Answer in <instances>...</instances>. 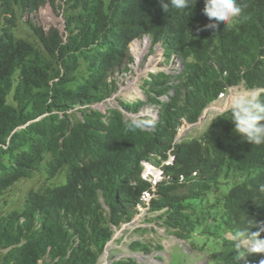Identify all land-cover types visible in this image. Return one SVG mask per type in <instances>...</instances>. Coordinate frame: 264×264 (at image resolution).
<instances>
[{"label": "trees", "instance_id": "1", "mask_svg": "<svg viewBox=\"0 0 264 264\" xmlns=\"http://www.w3.org/2000/svg\"><path fill=\"white\" fill-rule=\"evenodd\" d=\"M73 1L68 0L64 12L70 31L64 43L57 30L45 34L33 24L25 37H18V12L23 15L33 8L25 0H0V196L17 183L32 180L47 170L51 176L59 174L64 164L72 165L82 155L91 161L87 168H69L67 184L61 189L43 194L31 190L22 211L0 214V264H95L111 236L109 223L118 224L124 217L130 219V209L146 189L144 184H130L132 180L140 181L134 151L136 143L146 137L144 133H125L115 121L105 128L106 134H85L73 128L68 135L70 120L54 114L69 106L66 93L60 90L67 84L74 83L79 88L82 102L92 95L85 83V70L77 65L80 59L88 58L82 50L85 42L97 35L84 22L101 13L104 4L82 0L72 5ZM123 2L130 8L129 13L141 20H147L156 4L155 0ZM162 20L152 30L154 37H164L167 45L182 53L195 48L203 32L199 21L171 26ZM78 27L80 34L75 33ZM240 28L241 34L227 51L221 68L207 75L208 83L222 86L244 78L249 88H264V0L248 3ZM118 59L117 51L107 65ZM101 68L102 65H93L87 71ZM26 95L34 96L36 101L18 104ZM47 113L41 125L43 134H47L43 147H35L19 136L8 143L16 126ZM223 118L219 121L222 138L211 131L204 143L194 141L179 148L178 163L171 169L175 180L161 186V197L154 201L156 210L171 206L190 221L189 214H181L183 207L197 209L196 205L206 201L207 187L214 184L224 197L228 195L229 200L245 205L254 221L263 218L264 203L259 200L258 187L264 180V147L251 146L234 133L230 112ZM195 120L196 117L190 119ZM176 123L177 120L168 133L157 139L152 150L166 148L167 142L174 139ZM31 134L34 136V131ZM46 158L49 161L42 168ZM196 171L198 177L190 179ZM180 175L186 176L185 185L178 183ZM183 188L187 192L181 194L179 189ZM101 192L109 208L110 222L99 201ZM229 212L236 214L238 207ZM242 222L248 221L242 217L236 221ZM75 239L80 241L76 247Z\"/></svg>", "mask_w": 264, "mask_h": 264}, {"label": "clouds", "instance_id": "2", "mask_svg": "<svg viewBox=\"0 0 264 264\" xmlns=\"http://www.w3.org/2000/svg\"><path fill=\"white\" fill-rule=\"evenodd\" d=\"M34 1L25 0L33 9L23 15L18 12L16 28L18 21L29 27L32 23L22 19L30 17L42 6L63 10L65 19L68 0ZM78 1L82 0H74L72 5ZM96 1L104 4L103 11L84 23L97 35L85 42L82 50L88 58L80 59L77 65L85 70V83L92 95L84 102L80 101L79 88L69 83L60 89L66 93L69 106L57 109L54 114L70 120L68 135L73 128L85 134H106L105 128L115 121L122 125L125 133H144L146 137L136 143L134 151L137 167H140V181L132 180L130 184L133 187L144 184L146 189L130 209V219L124 217L118 224L109 223L111 236L95 264H264V216L254 221L245 205L229 200L228 195L224 197L218 186L207 187L206 201L196 205L197 209L183 207L181 214H189L190 221L184 220L171 206L156 210L154 205L161 197V186L175 180L171 169L178 163L179 148L194 141L204 143L211 131L222 138L219 121L227 113L230 112L229 121L234 125L235 134L251 146L264 147V88H249L244 78L222 86H212L207 80L211 71L221 68L227 51L239 38L240 22L248 3L262 0H155L147 20L133 17L123 0ZM161 18L171 26L199 21V29L203 32L195 48L182 53L167 45L164 37H154L152 30L159 27ZM53 30L59 32L64 43L68 41L70 31L66 19L63 31ZM81 31L78 27L75 33ZM131 47L134 48L132 55ZM105 50L107 53L102 54ZM117 51L119 59L107 65ZM93 65H102V68L87 71ZM145 70L148 73L140 79ZM118 74L133 78L127 91H121ZM227 75L228 72L224 74ZM35 101L34 96L26 95L18 104ZM48 115L34 116L16 126L8 143L19 136L35 147H43L47 134H43L41 125ZM194 117L196 120L190 121ZM204 118L209 119V126L202 135L188 138L190 131L180 130L186 122L195 125ZM176 120L174 139L167 142L164 150H152L157 139L168 133ZM91 125L99 128L92 129ZM44 161L42 168L49 159ZM89 166L88 156L77 157L72 165L64 164L59 174L56 172L51 176L49 170L38 174L32 180L41 179L43 186L31 190L39 194L59 190L67 184L69 168ZM198 175L197 171L193 172L190 179L195 180ZM60 179L62 182L58 183ZM178 183L185 185L186 176L180 175ZM258 189L259 200L264 203V180ZM179 192L184 194L187 188L179 189ZM99 201L106 211L107 222H110L111 215L102 192ZM234 206L238 207L236 214L229 212ZM151 214L155 216L149 217ZM241 217L248 222L236 223ZM79 243L75 239L74 246ZM122 244L126 245L120 249ZM112 245L119 250V258L113 256Z\"/></svg>", "mask_w": 264, "mask_h": 264}, {"label": "rangeland", "instance_id": "3", "mask_svg": "<svg viewBox=\"0 0 264 264\" xmlns=\"http://www.w3.org/2000/svg\"><path fill=\"white\" fill-rule=\"evenodd\" d=\"M22 20L29 21L32 24H34L36 27H40L45 33H48L53 29H58L59 31L60 30L63 31L64 24H65L63 10H59V11L55 10L53 6H52V9L42 6L39 8V10L31 14L30 17H27V18L24 17ZM17 24H18V27L16 28V35L18 37H21V36L25 37L26 34L31 31L30 27H26V25H24L23 23H20V21H18ZM133 52H134V48L131 47L130 54L132 55ZM147 73H148L147 70H145V74L142 75L140 79H142ZM118 76L121 82V91L122 90L127 91L129 88V81H132L133 78H131V76L125 77V75L123 74H118ZM235 91H239V89H236ZM208 126H209V119L204 118L195 125H191L186 122L184 126L181 127L180 130L188 129L190 131V136L188 138H191L194 136L202 135L206 131ZM61 182H62V179L58 181V183H61ZM42 186H43L42 180L37 179V178L32 181L24 180L20 183H17L11 189L6 191L4 195L0 196V214L4 215L7 212H10L11 210L22 209L29 191L31 189H38ZM148 216L153 218L155 215L151 214ZM116 240L118 241V237H116ZM129 240L130 239H127L126 241H129ZM126 244H122L120 249H122ZM111 252L113 253V256L117 258L121 256L119 250L118 249L115 250L113 248V245L111 247Z\"/></svg>", "mask_w": 264, "mask_h": 264}, {"label": "bare ground", "instance_id": "4", "mask_svg": "<svg viewBox=\"0 0 264 264\" xmlns=\"http://www.w3.org/2000/svg\"><path fill=\"white\" fill-rule=\"evenodd\" d=\"M133 157V156H132Z\"/></svg>", "mask_w": 264, "mask_h": 264}]
</instances>
